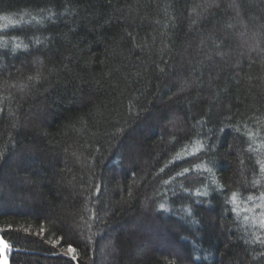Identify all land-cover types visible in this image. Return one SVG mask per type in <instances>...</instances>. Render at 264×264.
Masks as SVG:
<instances>
[{
  "label": "trees",
  "instance_id": "obj_1",
  "mask_svg": "<svg viewBox=\"0 0 264 264\" xmlns=\"http://www.w3.org/2000/svg\"><path fill=\"white\" fill-rule=\"evenodd\" d=\"M261 163L264 0H0L9 264H264Z\"/></svg>",
  "mask_w": 264,
  "mask_h": 264
},
{
  "label": "snow or ice",
  "instance_id": "obj_2",
  "mask_svg": "<svg viewBox=\"0 0 264 264\" xmlns=\"http://www.w3.org/2000/svg\"><path fill=\"white\" fill-rule=\"evenodd\" d=\"M16 47H19V45H16ZM30 79H31V78H30ZM186 86H187V84L182 85V86L179 88V91H181V92L184 91V89H185ZM236 130L239 131V129H236ZM220 132H224V129L221 128V129H220ZM202 147H203V144H202L199 140L195 141L194 150H193L192 153H189V154L195 155V153H196V152H199V150H200ZM177 158H179V154H177ZM196 167L199 168V167H201V166H200V165H196ZM205 170H208V169H205ZM188 171H189V169L186 168V169L183 170V173H178V175H183L184 173H187ZM261 171L264 172V163H261ZM165 183H167V181H166ZM197 195H207V193H199V192H198ZM238 196H239L238 193L233 192V193H232V196L230 197V202L234 205L233 208H232V212L235 213L237 216L240 215V211H241V210L238 208V205H237ZM253 199H254V198L251 197V196L248 197V200H249V201H251V200H253ZM261 200H264V196L261 197ZM159 207H160L161 210H163L165 206H164L163 204H161ZM247 219H248V217L246 216V217H245V220H247ZM259 224H260V227H261V228H264V215H262V218L260 219ZM262 243H264V241H262ZM7 247H8V246L5 244V245H4V248L7 249ZM68 251H69V254H72V253H74L75 250L72 249L71 246H69ZM72 258L75 259V255H73ZM5 264H6V262H5Z\"/></svg>",
  "mask_w": 264,
  "mask_h": 264
},
{
  "label": "rangeland",
  "instance_id": "obj_3",
  "mask_svg": "<svg viewBox=\"0 0 264 264\" xmlns=\"http://www.w3.org/2000/svg\"><path fill=\"white\" fill-rule=\"evenodd\" d=\"M3 258L6 260L7 262L6 264H9L6 252L3 251L2 245L0 244V259H3Z\"/></svg>",
  "mask_w": 264,
  "mask_h": 264
},
{
  "label": "water",
  "instance_id": "obj_4",
  "mask_svg": "<svg viewBox=\"0 0 264 264\" xmlns=\"http://www.w3.org/2000/svg\"><path fill=\"white\" fill-rule=\"evenodd\" d=\"M0 244L2 245L3 251H5L6 249L4 248L5 242L3 241V239L0 237Z\"/></svg>",
  "mask_w": 264,
  "mask_h": 264
},
{
  "label": "bare ground",
  "instance_id": "obj_5",
  "mask_svg": "<svg viewBox=\"0 0 264 264\" xmlns=\"http://www.w3.org/2000/svg\"><path fill=\"white\" fill-rule=\"evenodd\" d=\"M5 262H6V260L4 258L3 259H0V264H5Z\"/></svg>",
  "mask_w": 264,
  "mask_h": 264
}]
</instances>
